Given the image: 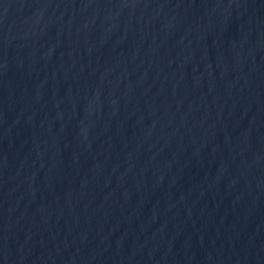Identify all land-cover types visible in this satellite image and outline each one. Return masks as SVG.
Here are the masks:
<instances>
[{"label": "water", "instance_id": "1", "mask_svg": "<svg viewBox=\"0 0 264 264\" xmlns=\"http://www.w3.org/2000/svg\"><path fill=\"white\" fill-rule=\"evenodd\" d=\"M0 264H264V0H0Z\"/></svg>", "mask_w": 264, "mask_h": 264}]
</instances>
